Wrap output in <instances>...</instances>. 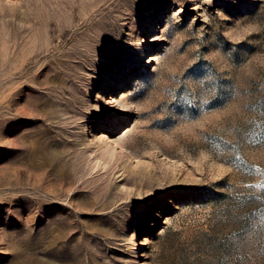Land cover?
Instances as JSON below:
<instances>
[{"label":"rangeland","instance_id":"obj_1","mask_svg":"<svg viewBox=\"0 0 264 264\" xmlns=\"http://www.w3.org/2000/svg\"><path fill=\"white\" fill-rule=\"evenodd\" d=\"M261 216L264 0H0V264H264Z\"/></svg>","mask_w":264,"mask_h":264},{"label":"snow or ice","instance_id":"obj_2","mask_svg":"<svg viewBox=\"0 0 264 264\" xmlns=\"http://www.w3.org/2000/svg\"><path fill=\"white\" fill-rule=\"evenodd\" d=\"M258 199H259V198H258ZM260 223H261V224H264V216H261ZM243 231H244V230L242 229V233H241V234H243Z\"/></svg>","mask_w":264,"mask_h":264},{"label":"bare ground","instance_id":"obj_3","mask_svg":"<svg viewBox=\"0 0 264 264\" xmlns=\"http://www.w3.org/2000/svg\"><path fill=\"white\" fill-rule=\"evenodd\" d=\"M131 161H132V159H131Z\"/></svg>","mask_w":264,"mask_h":264}]
</instances>
